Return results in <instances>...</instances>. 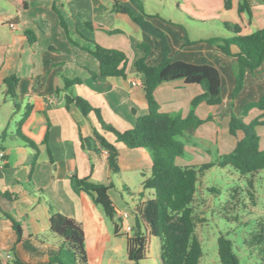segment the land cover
<instances>
[{"label":"crops","instance_id":"1","mask_svg":"<svg viewBox=\"0 0 264 264\" xmlns=\"http://www.w3.org/2000/svg\"><path fill=\"white\" fill-rule=\"evenodd\" d=\"M147 1L143 5L147 19L165 33L171 59L214 66L221 78V104L202 102L196 106L198 118L212 119L199 124L192 136L179 137L185 145L184 156L177 163L196 164L210 151L216 158L229 153L242 137L240 131L237 137L228 133L229 113L239 115L245 104L264 95V62L246 73L242 89L232 99L236 58L199 41L216 35L206 33L199 24L220 18L227 33L219 34L233 35L225 24L239 25L241 34L251 33L264 28V0H249L250 18L238 13L237 0L229 10L224 9V0H158L157 8L152 9H148ZM25 3L23 8L19 0H0V145L5 151V157L0 159V264H49V258L57 253L58 240L49 232L47 200L56 211L81 223L88 264H133L128 259V238L134 234V211L153 195L152 190L142 187L150 174L152 154L145 148L129 149L115 143L112 134L100 129L93 113L85 116L75 105H66L65 95L85 99L115 130L131 128L138 117L147 113L142 76L133 67L134 61L144 56L139 44L149 45L146 62L156 65L160 60L159 41L141 30L127 14L114 10L117 3L136 11V4L130 0ZM164 9L168 15L159 12ZM27 30L33 32V42L24 35ZM186 37L190 44H185ZM95 44L126 54L125 77L93 79L98 62L87 49H93ZM10 74L18 78L13 100L5 94L3 83ZM64 78L81 82L64 89ZM202 91L198 84L176 79L160 83L154 89V98L160 112L185 117L191 99ZM26 105L31 106L28 115L18 126ZM261 114L262 110L254 107L243 120L248 123ZM94 129L114 143L118 151L117 173L110 171L107 152ZM256 131L262 149L264 124L257 125ZM24 140L36 145L33 167L35 150ZM73 174L110 186L113 219L104 214L91 195L73 191ZM28 181L31 185H26ZM123 211L129 212L131 232L122 225L119 213ZM8 216L20 226L19 241ZM152 244L151 238L148 256ZM156 264H160V252Z\"/></svg>","mask_w":264,"mask_h":264},{"label":"trees","instance_id":"2","mask_svg":"<svg viewBox=\"0 0 264 264\" xmlns=\"http://www.w3.org/2000/svg\"><path fill=\"white\" fill-rule=\"evenodd\" d=\"M19 1L25 8V0ZM234 1L224 0V9H231ZM237 1L238 13H246L250 18V1ZM130 2L136 4V11L117 3L113 8L127 14L141 30L158 39L160 45V60L156 65H149L146 62L150 47L145 43L139 44L144 56L133 63L135 71L142 76L147 113L138 117L131 128L119 132L106 124L99 111L85 99L65 95V104L75 105L85 116L93 113L100 129L112 134L115 143L120 142L129 149L145 148L152 154L150 174L143 181L142 187L152 190L153 195L134 211V234L128 238L127 246L129 261L133 264L143 261L149 240L157 237L160 240V264H199L202 249L195 232V215L191 206L195 200L196 183L204 171L213 166L220 168L229 166L242 177L253 175L264 168V147L259 148V135L256 131L257 125L264 124V120L261 119L264 116V95L256 101L245 104L239 115L232 111L229 113L228 133L234 137H237L239 131L242 133V137L237 139L232 151L218 156L214 161L199 165L178 164L177 159L184 156L185 145L179 137L191 134L199 124L212 119L211 116L205 120L198 118L195 114L196 106L202 102L208 105H219L222 102L220 73L217 68L208 64L173 61L165 33L147 19L144 0H130ZM63 28L65 29V25ZM225 28L233 35L216 34L201 38L199 41L214 45L226 56L236 58L235 83L231 93L233 99L242 89L246 73H252L264 62V28L247 34H241L242 29L237 24H225ZM24 35L29 42L35 39L30 30L25 31ZM190 43L191 41L186 37L185 44ZM87 51L98 62V72L92 73L94 80L104 77H125L127 57L123 51L105 48L98 44ZM176 79L183 80L185 84H198L203 90L191 99L190 109L185 117L160 112L154 98V89L160 83ZM80 82L81 80L77 78H64L63 88L66 89ZM3 83L5 94L12 100L16 99L17 76L10 74L3 79ZM14 105L17 106V103ZM30 107L26 105L18 126L27 117ZM254 107L262 110V114L246 123L243 117ZM94 135L107 152L110 171L117 173L118 151L114 143L108 141L95 129ZM24 142L35 150L31 163L33 167L37 159L36 145L31 141L24 140ZM70 184L74 192L91 195L94 202L102 207L104 214L113 219L115 209L108 194L109 185L93 182L89 178H80L74 174L70 177ZM26 185L31 183L28 181ZM39 192L43 193L42 190ZM46 203L49 213V232L58 240L57 253L49 258L48 263L88 264L81 223L56 211L49 200ZM9 218L19 241L20 226L12 217ZM217 255L220 264H240L233 252L232 241L226 235L220 234L217 238ZM262 258L264 259V255Z\"/></svg>","mask_w":264,"mask_h":264},{"label":"rangeland","instance_id":"3","mask_svg":"<svg viewBox=\"0 0 264 264\" xmlns=\"http://www.w3.org/2000/svg\"><path fill=\"white\" fill-rule=\"evenodd\" d=\"M157 1L148 0V9L157 8ZM159 12L168 15L165 9ZM228 17L223 18L230 19ZM214 19L200 23L202 30L208 34L227 33L220 18ZM212 155L210 151L204 160L193 165L214 161L216 156ZM191 206L202 249L199 264H220L217 255L220 234L232 241L233 252L240 264L264 263V168L245 177L229 166L207 169L196 183L195 200ZM152 240L149 256L147 253L148 258L141 264L157 262L159 238L152 237Z\"/></svg>","mask_w":264,"mask_h":264},{"label":"built area","instance_id":"4","mask_svg":"<svg viewBox=\"0 0 264 264\" xmlns=\"http://www.w3.org/2000/svg\"><path fill=\"white\" fill-rule=\"evenodd\" d=\"M133 84H136V82H134ZM4 157H5V151L3 150V148L0 145V159H3ZM119 214H120V217H121V220H122V225L124 226L125 231L131 232L132 231V226L127 221L128 217H129V212L123 211V212H120Z\"/></svg>","mask_w":264,"mask_h":264},{"label":"water","instance_id":"5","mask_svg":"<svg viewBox=\"0 0 264 264\" xmlns=\"http://www.w3.org/2000/svg\"><path fill=\"white\" fill-rule=\"evenodd\" d=\"M229 111H230V107H227V108H226V112H229Z\"/></svg>","mask_w":264,"mask_h":264}]
</instances>
